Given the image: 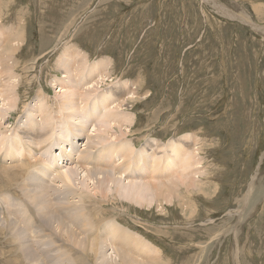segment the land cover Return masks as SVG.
<instances>
[{"label":"rangeland","instance_id":"374dc122","mask_svg":"<svg viewBox=\"0 0 264 264\" xmlns=\"http://www.w3.org/2000/svg\"><path fill=\"white\" fill-rule=\"evenodd\" d=\"M0 30L3 41L5 35L13 34V40L21 32L14 54L13 72L17 77L9 79L2 74V79L0 75L3 84L20 80L18 107L10 116L0 118V139L7 138L0 151L3 165L15 164L3 152L13 145L9 139H18L15 146L21 145L15 127L25 119L24 105L36 109L46 101L51 105L62 89L71 88L59 90L65 74L57 66L59 56L78 49L79 56L84 54L89 62L108 58V77L91 87L83 86L95 92L89 101L100 104L95 100L99 101L102 94L107 96L101 102L106 106L113 99L122 104L125 98L119 111L134 115V121L118 129L128 134L123 137L127 144L133 143L134 149L143 154L153 153L154 149L155 157L167 152L172 144L194 147L198 164L189 167L195 172L196 186L179 196L181 203L172 199L139 207L122 199L108 203L92 195L90 201L96 202V211L101 207L103 216L117 217L123 226L159 248L160 258L157 263L153 261L156 264H264V0H0ZM70 77L75 84L78 79L73 74ZM117 87L121 93L115 92ZM39 89L46 96L36 99ZM62 125L57 123L51 132L54 144L39 159H46L42 164L48 170L53 167V157L59 159L61 153H70V147L58 144L62 140L58 128ZM116 126L112 125L115 133ZM90 128L91 135L104 134L91 132ZM186 135L194 141L184 142L181 138ZM66 140L69 142L70 135ZM49 142L46 139L45 146ZM78 143L80 152L85 149L86 134L78 137ZM67 157L57 161V169H65L61 166L73 160ZM83 174L86 172L80 175V182L74 181L68 198L56 191L63 186L51 180L52 174L50 178L45 176L47 199L63 205L62 211L75 208L79 219L85 212L75 195L78 189L92 193L95 181ZM25 183L16 186L14 192L6 188L0 191V209L3 205L5 210L19 213L25 209L21 193L44 188H23ZM28 215L25 212L22 218ZM20 219H15L18 226H22ZM35 222L31 223L41 227ZM67 222L64 226L60 222L56 238L47 229L38 232V246L31 248L37 251L40 264H70L73 257L80 256L69 252L63 258L61 250L51 253L59 248L60 240L78 245V237L66 232V226L73 227ZM56 223L51 222V231ZM1 241L6 240L0 236ZM40 245L43 249L38 251ZM7 246L0 243L1 264H13L11 255L10 262H4ZM29 262L22 257L21 263Z\"/></svg>","mask_w":264,"mask_h":264},{"label":"bare ground","instance_id":"6f19581e","mask_svg":"<svg viewBox=\"0 0 264 264\" xmlns=\"http://www.w3.org/2000/svg\"><path fill=\"white\" fill-rule=\"evenodd\" d=\"M20 33L21 32H18L13 40L12 33V35H5L4 41L0 38V44L4 42L0 45V49H2L0 50V75L2 79H5L2 77V74H7L9 79L14 76L13 71L16 67L14 65V54L19 47V44L16 43H19ZM6 45H9V47ZM83 55L79 56L78 49H73V54L68 50V54L67 52H64L59 56L60 58L58 57L57 66L62 68L64 70L63 72H65L62 76L63 79L60 80L61 86L59 90L66 87L71 88L62 89L66 92L62 93L63 91H60L61 93L59 95L62 94V96L58 98V95L56 98L57 100L54 99V102L51 105L46 101V104L44 102V104H41V106L36 109V107L34 108L29 104H25L23 107V111H26L24 112L26 113L24 116L25 119L21 125H16L15 127L21 145L16 147L15 145L19 140L9 139V141L13 142V145H11V148H7L5 152H3V155H8L15 164H8L7 166L3 165L4 161L2 162L3 158L0 156V159H2L0 161V191L6 188L11 192H14L16 186L25 183L26 181L27 182L23 185V188L24 186L27 187L30 185L44 186V188L39 191L29 192V189L25 194L21 193L25 196L22 204L25 206V209L21 212L19 211V213L17 210L9 211L8 208V210H5L4 208L6 207L3 208V205L1 204L0 215L2 216V219L0 216V236L5 238L6 241H1L0 243L9 246L6 251L8 254L4 258V262L6 263L10 262V255L13 264H23L21 263L22 257H25L26 260H30L27 264L42 263L38 262V258L35 255V252L37 251L34 252L32 250V246H38V232L42 233L47 229V231L52 232L51 234L56 238L60 222L61 226H64L63 223L69 221L73 227H68L70 224L66 226V232L72 234V237H78V245L73 244V246L68 243V241L60 240L61 242L58 241L59 248H53L51 253H59L61 250L60 255H63V258L64 254L69 252L78 253L80 256L77 258L79 259L80 264H93V262L97 264H156L158 262L157 259L160 258L158 257V255H160V249L153 243L144 239L141 235L136 234L129 227L123 226L117 220V217L111 215L103 216V210L100 206V209L96 211L94 208L96 202H91L92 200L90 201V198L92 195H98L102 197V201L103 199H107L108 203L112 200L122 199L139 207H151L154 202H170L172 199L182 201L179 196L183 195L188 187L196 186L193 178V173L195 174V172H192V167L191 171L189 170L191 165L195 163L198 164L195 157V148L191 145V142V144L188 143L187 145L188 147L192 146V150L186 149L180 144H172L168 149L166 148L167 152L160 156L156 155L155 157L153 155L155 152L154 149L152 150L153 153H140L134 149L135 147L133 143H126L127 139L123 138L128 135L126 131L118 129L122 126L124 128L128 127L132 125V122L134 121V115L122 112L121 110L119 111V108L124 105L126 99L124 98L123 103L120 104L122 101H119L118 99L111 100L108 98L111 102L106 106H103L101 102L106 100L107 96L104 97V95L101 94V99L99 98V101L94 99L95 102H98L101 105L89 101V97L95 94V92H92V88L84 89L83 86L90 85L91 87L92 83L97 84L102 81L108 72L110 59L103 58L89 62L83 57ZM72 74L78 79L74 82H79L81 86L72 82V77L69 78ZM64 78L67 80H64ZM8 81L6 84H3L2 81L0 83V99L2 100V105H0V118L10 116L11 112L18 107V101L20 99L18 90L20 80ZM115 92L121 93V88L117 87ZM42 94L43 90L39 89L37 97L35 98H44L46 96V94H44V96ZM119 98L122 100V95H120ZM102 108H104V111H102ZM106 109H108V112ZM35 112H37V114H35ZM76 118L78 120H76ZM74 121L77 123L75 124ZM57 123L63 124V127L58 128L60 129L59 135L62 137V140H60L58 144L63 148L70 147L68 150L70 153L65 154V156L61 153L59 159L53 157V167L48 170L42 164L46 159H39H42L40 156L46 154L49 146L53 143L54 139L51 132L56 129ZM112 125H117V133L113 132L114 126L112 127ZM89 126L93 127V129L90 128L91 132L102 131L104 134L100 135L101 133L99 132L100 134L94 133L91 135ZM82 134H86V143L84 145L85 149H81L79 152L77 151V148L81 145L78 143V137ZM68 135H70L69 142L66 140ZM46 139H50L47 146L44 144ZM181 139L184 142L189 140L194 141V138L190 135H186ZM6 140V137H1L0 151L2 144L6 145ZM158 147L163 148V144H158ZM15 149L17 151H15ZM161 150L163 151V149ZM141 151H143V149ZM39 152L41 153L38 154ZM76 152L79 153L75 158L74 155ZM136 152L139 154V157L136 156ZM190 152L192 153L190 154ZM66 156H68L69 159L73 158V160L68 166H61L65 169H57V161L60 160V162H63L64 158L66 159ZM70 164L72 165L70 166ZM196 164L194 166H196ZM33 168L42 171V174L33 171ZM82 172H86V174L83 175H86L88 178L95 181L93 183L92 191L90 190L92 193L80 189H78L79 193L77 195H75L76 192L74 193L75 197L81 202V205L83 206L82 209L85 212L84 217L79 219L78 211H76L75 208H73L75 210H66L63 208L64 211H62L61 208L63 205L60 207L58 203H52L47 199L49 192L47 191L48 186L46 184H48V180L46 179L50 178L49 176L52 174L53 178L51 180L54 183L59 182L61 183V186H63L62 190L57 189L56 191L63 193L64 198H68L70 188L73 187L74 181L80 182L78 179ZM147 172H150V174L146 175ZM45 176L47 177L46 179ZM134 178L141 179H138L137 181V179ZM80 179H82V177ZM86 180L85 183L88 184V181L86 182ZM43 181L44 183H41ZM180 201L179 203H181ZM71 202L74 203L75 200ZM17 205L21 207L20 204L17 203ZM28 205L31 208H29ZM33 205L36 207L32 208ZM25 212H28L29 215L22 218ZM17 217H21L19 222H22V226H18V223L16 222L18 220H15ZM49 219L54 220L50 221ZM56 220L59 221L56 223ZM33 221H36L35 223L38 222V226L41 227L32 224L31 222ZM102 221L104 224L101 223ZM51 222L56 223L55 226L53 225L54 228L52 231L50 225ZM74 228L78 229L74 230ZM62 229L63 228H61L60 231ZM35 238L37 240H34ZM43 239L45 240V238ZM55 240L57 241V239ZM29 241L31 243H29ZM52 242H54V240ZM52 242H50V244ZM42 245L37 248L38 251L43 249L41 247ZM44 246L45 245H43V247ZM47 253L50 254V251ZM72 256L73 255H71V257ZM76 259L73 257L72 260L74 263ZM153 261L156 263H153ZM73 262L70 260V264H73Z\"/></svg>","mask_w":264,"mask_h":264}]
</instances>
